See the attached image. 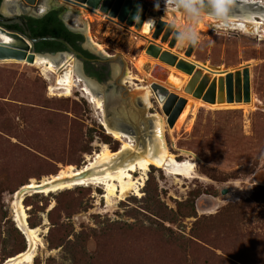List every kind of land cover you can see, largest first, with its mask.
<instances>
[{"label": "rangeland", "instance_id": "1", "mask_svg": "<svg viewBox=\"0 0 264 264\" xmlns=\"http://www.w3.org/2000/svg\"><path fill=\"white\" fill-rule=\"evenodd\" d=\"M258 1L263 8L264 0L248 2ZM4 3L0 11L8 15ZM65 7L71 12L61 17L81 31L84 47L101 52L91 45L93 39L109 57L110 78L115 70L122 71L124 84L128 75L132 77L119 113L124 125H134L123 133L145 152L154 121L138 124L140 114L166 118L152 93L151 108L143 112L138 89L156 82L177 92L160 71L152 75L154 68L165 72L167 67L145 48L161 44L105 15ZM166 12L168 22L186 23L181 12ZM206 22L208 30L200 35L190 59L232 73L248 67L252 102L220 109L202 103L192 112L195 104L188 102L184 122L172 129L166 124L164 140L174 159L163 168H149L139 195H117L109 205L103 185L26 195L22 228L14 209L21 187L67 166L81 169L103 146L116 153L121 143L106 132L105 111L90 104L81 86L66 97L55 89L63 69L46 80L36 67L0 62V264H12L9 259L29 250L25 229L31 227L40 233L34 237L30 263L22 264H264V21H240L230 28ZM185 49L176 43L175 51L183 55ZM69 56L82 72L81 62ZM141 57L146 63L139 67ZM94 96L104 108L101 93ZM140 176L139 171L133 174L135 181Z\"/></svg>", "mask_w": 264, "mask_h": 264}, {"label": "water", "instance_id": "2", "mask_svg": "<svg viewBox=\"0 0 264 264\" xmlns=\"http://www.w3.org/2000/svg\"><path fill=\"white\" fill-rule=\"evenodd\" d=\"M66 3L80 7L88 12H95L105 15L109 21H115L118 24H125L127 27H134L136 32H140L144 25V12L145 8L138 11L136 8H132L133 3L125 0H62ZM25 4L29 9H35L38 12L45 10H55L57 7L55 4L49 3L47 0H11L5 3L7 7L9 4L16 5L18 8L20 4ZM20 9V8H19ZM8 15H0V62L13 60L16 62H25L27 64H34L35 57H48L54 58L55 65H58L65 59L66 56L72 55L75 59L80 57V54L74 51L67 42L59 38L53 37H41L33 38L29 31L26 22L22 19V11L13 12L9 10ZM44 14L40 13L37 18L43 17ZM64 20L62 17L59 19ZM18 27V31L10 30L8 27ZM151 38L153 40H159L161 45H167V50H164L158 56V62L166 65L167 67L174 68V70L182 73L188 77L185 85L182 87L181 94L173 90H170L162 84L152 82L150 84L151 95L155 102L159 105L161 113L166 118L168 128L172 129L184 110L188 97L201 101L206 105H233L237 101L243 104H249L251 101L250 95V72L248 67L241 70V73L222 72L219 67L208 66L203 67L196 65L193 62L188 61L195 47H186L183 50V56L185 59H179L177 55L171 51L175 50L176 39L174 38L176 30L172 24H164L158 22L150 29H153ZM78 32V31H77ZM82 34V33H81ZM168 36H171L168 40ZM40 42H57L65 47V52L57 54H49L44 52H37L34 46ZM87 44H90L87 42ZM177 54H180L176 50ZM103 63H106L109 57L104 56L103 53L97 52L96 54ZM77 60V59H76ZM110 61V60H108ZM64 65V64H63ZM66 67V65H65ZM76 73H80L81 79L84 83L92 89V92L101 93L104 99L105 117L106 122L112 128L117 131L125 132L127 127H133L131 123L123 124V119L119 113L120 103H123V94L130 92L126 86L120 81V76H117V71H113L111 83L97 84L95 81L82 78L80 66L76 64ZM160 71L161 76L165 81L168 79L167 71H162L158 67L154 68L153 73L157 74ZM205 73H204V72ZM122 75V71L120 72ZM213 75V77H212ZM181 80V79H180ZM182 81V80H181ZM98 87L97 89H95ZM180 92V91H179ZM119 93V94H117ZM118 97V102L114 97ZM119 95V96H118ZM127 101L130 98L126 97ZM117 102V103H115ZM131 104V102H130ZM132 105V104H131ZM127 107V106H126ZM143 112L148 110L145 105L141 103ZM154 117V116H153ZM153 117H148L144 114H140L138 124L150 123ZM152 132H148V137ZM143 145L146 148L145 141ZM222 194H226V191H222ZM17 230L18 227H16ZM20 231V230H19ZM8 264V263H6Z\"/></svg>", "mask_w": 264, "mask_h": 264}, {"label": "bare ground", "instance_id": "3", "mask_svg": "<svg viewBox=\"0 0 264 264\" xmlns=\"http://www.w3.org/2000/svg\"><path fill=\"white\" fill-rule=\"evenodd\" d=\"M248 1L249 0H234L231 11L222 22H215L205 17L201 22L195 25L196 32L200 36L202 33H205L208 30V28L205 26L207 25L206 21H209V23L216 25H225L229 28L237 27V24L240 21H244L247 24H254V21L257 20L258 18L264 21V6L262 8L260 5H258V4L262 5V3H260V1H258V3L248 2ZM170 2H174V0L172 1L170 0ZM170 12L179 14L177 8ZM40 13H43V11H41ZM202 22L204 24H202ZM169 23H172V25L175 27L174 30L176 31L178 29H181L185 24L184 22H181L180 19L179 21L178 20L169 21ZM154 24L155 21L149 18V16H147L141 31L144 34L148 33L152 35L154 28L153 29L150 28L153 27ZM89 41L91 42V45L94 47L95 50L102 52V46L100 44L96 43L93 39ZM146 49H147L146 53L157 61L160 53L164 50H167L168 48L165 45L150 43V45L147 48H145V50ZM171 52L177 55L179 59H185V57L182 54H177L175 50ZM71 60L72 59L70 56H66L65 59H62V61L58 63V65H55L54 58L36 56L34 64H28V65L40 69L42 76L46 80H48L49 74H58L59 70L63 69V73H62L63 75L57 77L55 89L61 91L62 95L66 97V96H70L72 89L81 86L80 89L81 92L83 93V96L88 99L90 104L95 106L97 111H100L102 114H104L103 111H105V108H103L102 101L99 100L96 96H94V92H92V89L89 88L85 83L83 86L80 85V83H82V80L78 78L79 76L77 77L75 75L76 73L75 66L71 65L70 63ZM188 61L193 62L196 65H200L202 67L204 66L203 64L195 63L191 59H189ZM3 62H16V61L7 60ZM147 62H151V64H153L155 61L147 60ZM21 63L27 65V63L25 62H21ZM145 63H146V59L142 57L137 61V65L139 67H142ZM163 67L164 65L161 68ZM205 69H207V66L205 67ZM220 70L222 72L226 71V70H222L221 68ZM167 73H168V82L172 84V86L177 90V92L180 91L181 94L182 87L185 85L187 81V76L182 73H179L178 71L174 70V68H170V67H167ZM120 75H121L120 72L117 73V76ZM125 82H127V84L132 86L133 83L132 77L128 75L125 78ZM151 83L152 82H150V84ZM149 86L146 88L138 89L137 91L141 95V96L139 95L140 97L138 99L141 101L143 105H145L147 109L150 107L149 95L151 93L150 92L151 89ZM53 90L52 88L49 89V91H53ZM114 98L118 102V97L116 96ZM187 101L191 102V104L192 102L193 104H195L191 106L190 112H192L195 106L197 105L202 106L201 101H196L195 99H191L190 97H188ZM251 102H252V98L250 103ZM241 104L243 103L237 101L233 105H241ZM228 105L229 104L214 105L211 107L217 106V108L220 109V108H225ZM185 116H186V110L183 113H181L180 117L176 121L175 128L179 127V125H181L184 122ZM153 121H154L153 132H152L153 136L145 152L143 153H141L140 149L136 146V144L133 143L134 141L132 138H129L125 133H123V131H117L114 128H112L110 125L106 124L107 123L106 119L102 121L103 126H105L106 128V132L109 135H111L115 140L121 143L120 150L115 153L112 152L107 146H103L100 154H96L93 158H86L87 160L83 168L79 169L73 166H67L66 168L60 170L54 176L43 178L42 180L37 182L30 181L28 184L21 187L17 192L14 201V209L16 213V219H18V227L22 228L23 223L26 220V212L23 206L24 197L26 195H36V194L47 195L49 193H56L59 191L70 190L74 187H79V186H101V185H103L106 189L105 200L108 205L110 204L111 198L116 197L117 195H120L119 196L120 199L125 198L126 195L130 192H134L136 195H139L140 194L139 187L144 184L145 182L144 177L148 172L149 168L151 166H154L156 168H163V166H165L168 163L167 162L168 160L172 161V159H174L173 155L168 151L164 140V133L167 124L166 119H163L158 115H155L153 117ZM138 171L140 172L141 178L135 181V179L133 178V174ZM178 172L181 173V171ZM115 181L117 182V184H115ZM38 233H40L39 228H35V229L26 228L25 234L27 235L30 241L29 250L26 253H23L22 255L9 259L8 262L12 264L30 263L32 257V254H30V252L32 250L34 243L37 242L36 241L37 238L34 237H36ZM31 240H33V243L31 242Z\"/></svg>", "mask_w": 264, "mask_h": 264}, {"label": "flooded vegetation", "instance_id": "4", "mask_svg": "<svg viewBox=\"0 0 264 264\" xmlns=\"http://www.w3.org/2000/svg\"><path fill=\"white\" fill-rule=\"evenodd\" d=\"M11 0H0V8L2 5V2H9ZM49 3L51 4H55L57 7L55 8V10H45L42 14H44V16L50 12H55L58 14V17H61L64 13L66 12H71L70 9L66 8L65 5L71 6V7H75L77 9H81L84 10L80 7H77L75 5L66 3L62 0H47ZM125 1H130L133 3L132 8H136L138 11L142 10V8H145V12H144V21L146 20V17L149 16V18L153 19L155 21V26L158 22H162L164 24H172L169 23L166 19H164L165 17V13L166 11H172V8H174V2H169L170 0H125ZM60 2V4H59ZM4 3V4H5ZM63 5H62V4ZM159 4V7H156V5ZM20 9L18 8V6L16 5H12V6H7L6 8L9 10H13V9H18L19 11H22V19L26 22V25L28 26L29 30L31 29H37L40 28V25L35 23L34 21L37 19H41V18H37V16L40 14V12L36 11L35 9H29V7H27L25 4H20L19 5ZM86 13L88 14H94V15H98L99 13H95V12H88L86 10H84ZM178 12H180V10H178ZM148 13V14H147ZM150 13V14H149ZM0 15H4L1 11H0ZM60 20L63 22V24L74 34L80 35L83 38V35L81 34V31H76L75 29H72L71 27H69L64 20H62L60 18ZM115 22V21H113ZM122 27H125V24H120ZM12 27V26H11ZM130 29V27H128ZM17 30L18 27H17ZM140 34V33H139ZM163 32L159 38V40L162 37ZM142 36V35H140ZM171 36H168V40H170ZM146 40H151L149 38H145ZM159 40H151L154 41L155 43H160ZM159 41V42H158ZM70 46V45H69ZM76 46L82 51H80L79 49H75L72 46H70L74 51H76L77 53L80 54V57H77L76 59L78 61L81 62L82 66H83V70H82V78L87 79V80H91V81H95L97 84H103V83H107L110 79L109 73H110V67L107 63H103L99 61V57L95 54V53H91L88 49H86V47H84L83 45V39L80 41L76 42ZM64 47V46H63ZM35 49V47H34ZM51 49V48H50ZM65 49V47H64ZM66 49L64 51H55L54 50H49V51H45L44 53H49V54H57L60 52H65ZM85 52L87 54V56L83 53ZM122 82V81H121ZM127 84V83H125ZM150 103V102H149ZM151 107H149L148 109H150ZM129 121V120H128ZM139 121V120H137ZM130 122V121H129Z\"/></svg>", "mask_w": 264, "mask_h": 264}, {"label": "clouds", "instance_id": "5", "mask_svg": "<svg viewBox=\"0 0 264 264\" xmlns=\"http://www.w3.org/2000/svg\"><path fill=\"white\" fill-rule=\"evenodd\" d=\"M234 0H174L186 23L175 32L174 38L181 47H194L200 41L195 25L205 17L222 22L233 7ZM159 7V4L156 5Z\"/></svg>", "mask_w": 264, "mask_h": 264}, {"label": "trees", "instance_id": "6", "mask_svg": "<svg viewBox=\"0 0 264 264\" xmlns=\"http://www.w3.org/2000/svg\"><path fill=\"white\" fill-rule=\"evenodd\" d=\"M34 22L39 24L40 28L29 30L31 33V36L33 38H41V37L59 38V39L64 40L65 42H67L73 48H75L77 50L79 49L76 46V42L82 40L83 38L80 35H77V34H74L73 32H71L63 24V22L59 19L57 13L50 12V13L46 14L45 16H43L41 19H37ZM8 29L18 31L17 27H8ZM34 47H35V50L37 52H40V53L45 52V51H49V50H54V49H55V51H64L65 50L64 47L60 43H57V42H40V43H37ZM83 53L87 56V54L85 52H83ZM192 214H194V213H191V216H192ZM31 228H33V227H31ZM22 251H24V250H22Z\"/></svg>", "mask_w": 264, "mask_h": 264}]
</instances>
